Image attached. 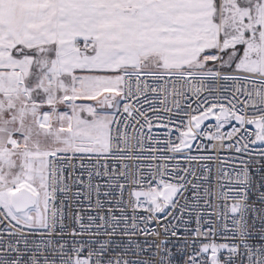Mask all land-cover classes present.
Instances as JSON below:
<instances>
[{"label": "snow or ice", "instance_id": "snow-or-ice-1", "mask_svg": "<svg viewBox=\"0 0 264 264\" xmlns=\"http://www.w3.org/2000/svg\"><path fill=\"white\" fill-rule=\"evenodd\" d=\"M0 264H264V0H0Z\"/></svg>", "mask_w": 264, "mask_h": 264}]
</instances>
